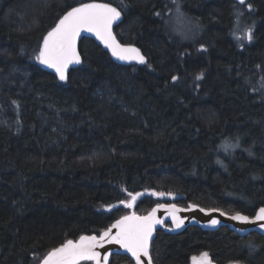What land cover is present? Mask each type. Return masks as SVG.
Here are the masks:
<instances>
[{
  "label": "trees",
  "instance_id": "obj_1",
  "mask_svg": "<svg viewBox=\"0 0 264 264\" xmlns=\"http://www.w3.org/2000/svg\"><path fill=\"white\" fill-rule=\"evenodd\" d=\"M96 1L121 11L116 35L147 63L117 62L85 37L82 63L60 81L34 59L42 39ZM123 3L0 0V264H39L66 240L99 234L131 212L120 203L129 192L142 193L139 214L162 202L249 216L264 206V0ZM203 252L264 264V235L160 228L151 249L155 264Z\"/></svg>",
  "mask_w": 264,
  "mask_h": 264
},
{
  "label": "snow or ice",
  "instance_id": "obj_2",
  "mask_svg": "<svg viewBox=\"0 0 264 264\" xmlns=\"http://www.w3.org/2000/svg\"><path fill=\"white\" fill-rule=\"evenodd\" d=\"M176 0H174V3ZM244 0H241L243 3ZM120 7L126 8L127 5L123 0H119ZM251 9V5H247ZM179 4L177 3V12H179ZM160 15L159 13H156ZM121 20V11L117 7H113L111 3H81L78 7H72L70 10L59 18L58 22L47 35L43 37L38 52L34 59L41 64L54 70L60 81H68L69 67L82 63L80 52L77 50V42L81 37V33H92L104 45L111 50L112 56L121 61H136L140 64H146L147 60L141 54L139 48L132 45L121 44L113 34V24ZM253 29L250 27L246 30L244 39L248 42L253 40ZM203 77V73L196 76L197 80ZM178 78L173 76L172 80ZM15 103V102H14ZM153 195L164 196L171 193H152ZM142 193H128L131 200L120 201L125 207L131 209ZM165 205H157L146 216H137L135 213L124 215L117 219L114 223L100 230L99 235H81L78 240H66L60 246L50 249L42 258L41 264H84V262H92V264H108L111 252H106L103 256L98 249L105 248V245H119L125 252L130 253L134 258L135 264H152L150 255V241L157 224H163V220L156 217L158 208ZM170 209V215L176 228L182 227L184 219L176 215L180 211L175 204L167 206ZM192 208L198 207L192 205ZM201 212L208 211L220 212L221 215H227L218 208L199 209ZM232 220L242 222L264 221V207H260L254 217L242 215L237 212L231 216ZM212 225L220 223L218 219L210 221ZM264 228V223L260 224ZM113 229L116 231L113 232ZM146 257L147 260H142ZM194 264H212L207 252L201 253L200 257L192 258Z\"/></svg>",
  "mask_w": 264,
  "mask_h": 264
},
{
  "label": "water",
  "instance_id": "obj_3",
  "mask_svg": "<svg viewBox=\"0 0 264 264\" xmlns=\"http://www.w3.org/2000/svg\"><path fill=\"white\" fill-rule=\"evenodd\" d=\"M236 1H241V0H236ZM87 3H106V2H101V1H96V2H87ZM79 5L77 6H74V7H78ZM113 6V5H112ZM115 7V6H113ZM70 10V9H69ZM121 20H122V15H121ZM120 21H117L116 23L113 24V34L116 36V39L121 43V44H125V43H122L120 41V39L117 37L116 35V32H115V28L120 24ZM92 38L94 39L99 45H101L103 47L104 50H106L107 52L110 53V55L112 56L111 54V50L108 49L104 43L99 40L94 34L92 33H81V37L80 39L78 40L77 42V50L80 52V44H81V41L83 38ZM125 45H129V44H125ZM134 47H137L139 48L138 46L136 45H133V44H130ZM140 49V48H139ZM141 51V54L144 55L142 53V50L140 49ZM80 55H81V52H80ZM117 62H120V63H124V64H128V63H138L136 61H121L119 59H117L116 57L112 56ZM81 60H82V55H81ZM140 64V63H139ZM80 65V64H79ZM78 65H72L69 67V72L72 68L76 67ZM47 67V66H46ZM48 68V67H47ZM49 70H51L52 72H54L53 69L51 68H48ZM55 73V72H54ZM56 74V73H55ZM57 75V74H56ZM58 76V75H57ZM155 193H159L157 191H155ZM158 198L160 199H175V198H178L180 197L181 195L179 194H172L171 195H164V196H158L156 195ZM140 197V196H139ZM138 197V198H139ZM137 198V199H138ZM172 204H175L176 207L178 209H180L179 212L176 213V215L180 218H183L184 219V224L182 225V227L180 228H176L175 227V224L172 220V216L170 215V209L167 207L169 205H172ZM157 205H165V207L163 208H158L157 211H156V217L158 219H161L163 220V224H157L155 226V231L153 232V236H152V239L150 241V255H151V249H152V243L156 237V234H157V231L161 228V229H165L166 231L168 232H172L174 234H177V233H180L182 231H184L188 226H200L204 229H207V230H217L219 229L221 226L223 225H228L231 229L235 230L237 233L241 234V235H245V234H248L250 231H256L262 235H264V228H261L260 227V224L264 223V221H255V222H242V221H237V220H232L231 219V216L234 215V214H228L227 215H221L220 212H211L209 213L208 211H204V212H201L199 209L200 208H203L199 205H197L198 207L196 208H192L191 206L192 205H196V204H192L190 206H181V205H178L176 203H167V202H163V203H159V204H156L149 212L145 213V214H139V213H136L135 210H134V206L133 208H131V212L127 215H131L132 213H135L137 216H146L148 215L154 208H157ZM264 207V206H263ZM204 209H209V208H204ZM210 209H213V208H210ZM259 210V209H258ZM258 210L254 213L253 216H249L247 214H244V213H241L242 215H247L249 216L250 218L254 217L255 214L258 212ZM222 211V210H221ZM224 212V211H222ZM226 213V212H225ZM236 214V213H235ZM212 219H218L220 221L219 224L217 225H212L210 223V221ZM116 221V220H115ZM114 221V222H115ZM113 222V223H114ZM169 222L171 225L170 226H166V223ZM116 230L113 229V232H115ZM95 234V233H94ZM88 235H92V234H88ZM96 235H99V234H96ZM79 239V238H78ZM78 239H70V240H78ZM60 246V245H59ZM98 251L101 252V255L103 256L106 252H111L112 254H124V255H127L129 256L133 261H134V258L131 257V254L130 253H127L125 252L122 248H120L119 245H116V244H109V245H105V248L103 249H98ZM112 256V255H111ZM111 256H109V261H108V264H110V260H111ZM152 257V255H151ZM193 257H200V255H196V256H193ZM192 257V258H193ZM210 257V256H209ZM190 260L189 264H194L193 260ZM211 259V257H210ZM142 260H147L146 257H142ZM212 261V259H211ZM41 264V262L39 263ZM135 264V261L134 263ZM152 264H155L153 262V259H152ZM212 264H217L215 262L212 261ZM226 264H244V263H241V262H230V263H226Z\"/></svg>",
  "mask_w": 264,
  "mask_h": 264
},
{
  "label": "flooded vegetation",
  "instance_id": "obj_4",
  "mask_svg": "<svg viewBox=\"0 0 264 264\" xmlns=\"http://www.w3.org/2000/svg\"><path fill=\"white\" fill-rule=\"evenodd\" d=\"M156 196V195H155ZM163 203V202H162ZM167 203H173V202H167ZM171 224H169V225H167L166 224V226H170ZM168 232V231H167ZM196 256V255H195ZM192 258V257H191ZM191 258H190V260H191ZM190 260H189V262H190ZM133 261V260H132ZM189 262H188V264H189ZM134 263V261L133 262H130V263H123V264H133Z\"/></svg>",
  "mask_w": 264,
  "mask_h": 264
},
{
  "label": "rangeland",
  "instance_id": "obj_5",
  "mask_svg": "<svg viewBox=\"0 0 264 264\" xmlns=\"http://www.w3.org/2000/svg\"><path fill=\"white\" fill-rule=\"evenodd\" d=\"M178 20H179V19H178V17H175V18H174L175 25L177 24V25H178V27H180V28H181V26L178 24V22H179ZM175 25H174V26H175ZM247 29H248V28H247ZM247 29H246V30H247ZM245 32H246V31H245Z\"/></svg>",
  "mask_w": 264,
  "mask_h": 264
},
{
  "label": "bare ground",
  "instance_id": "obj_6",
  "mask_svg": "<svg viewBox=\"0 0 264 264\" xmlns=\"http://www.w3.org/2000/svg\"><path fill=\"white\" fill-rule=\"evenodd\" d=\"M241 2V1H240ZM139 64V63H138Z\"/></svg>",
  "mask_w": 264,
  "mask_h": 264
}]
</instances>
